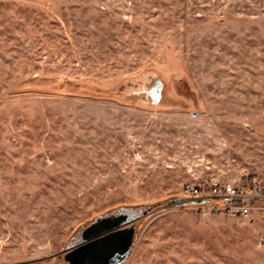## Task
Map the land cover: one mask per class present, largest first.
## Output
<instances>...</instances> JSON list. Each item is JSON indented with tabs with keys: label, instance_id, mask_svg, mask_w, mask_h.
<instances>
[{
	"label": "rangeland",
	"instance_id": "1",
	"mask_svg": "<svg viewBox=\"0 0 264 264\" xmlns=\"http://www.w3.org/2000/svg\"><path fill=\"white\" fill-rule=\"evenodd\" d=\"M246 180L264 188V0H0V264H55L113 215L122 264H264V211L180 203Z\"/></svg>",
	"mask_w": 264,
	"mask_h": 264
},
{
	"label": "built area",
	"instance_id": "2",
	"mask_svg": "<svg viewBox=\"0 0 264 264\" xmlns=\"http://www.w3.org/2000/svg\"><path fill=\"white\" fill-rule=\"evenodd\" d=\"M179 197L200 216L222 214L244 220L264 211V188L254 180L185 184Z\"/></svg>",
	"mask_w": 264,
	"mask_h": 264
},
{
	"label": "water",
	"instance_id": "3",
	"mask_svg": "<svg viewBox=\"0 0 264 264\" xmlns=\"http://www.w3.org/2000/svg\"><path fill=\"white\" fill-rule=\"evenodd\" d=\"M127 219L122 215L102 218L80 235L78 245L65 261L69 264H122L133 243V227L119 229ZM100 235H104L99 238Z\"/></svg>",
	"mask_w": 264,
	"mask_h": 264
},
{
	"label": "flooded vegetation",
	"instance_id": "4",
	"mask_svg": "<svg viewBox=\"0 0 264 264\" xmlns=\"http://www.w3.org/2000/svg\"><path fill=\"white\" fill-rule=\"evenodd\" d=\"M82 233V232H81ZM80 233V235H81ZM80 235L78 236V238L76 240H73V242L69 245V247L66 249L65 253L62 254V256H60L58 258V261L55 264H69L65 261V258L67 255H69L78 245H80L82 243V241L80 240ZM104 235H100L99 238L103 237Z\"/></svg>",
	"mask_w": 264,
	"mask_h": 264
},
{
	"label": "trees",
	"instance_id": "5",
	"mask_svg": "<svg viewBox=\"0 0 264 264\" xmlns=\"http://www.w3.org/2000/svg\"><path fill=\"white\" fill-rule=\"evenodd\" d=\"M154 92H155V94L153 95L154 96V101H156L157 100V96H158V88H156Z\"/></svg>",
	"mask_w": 264,
	"mask_h": 264
}]
</instances>
